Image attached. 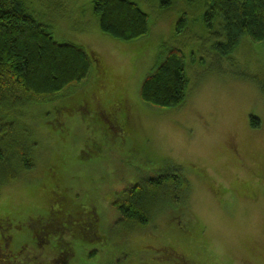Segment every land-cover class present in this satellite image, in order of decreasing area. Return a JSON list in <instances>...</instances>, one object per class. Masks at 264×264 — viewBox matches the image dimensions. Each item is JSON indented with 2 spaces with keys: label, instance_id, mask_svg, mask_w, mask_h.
I'll use <instances>...</instances> for the list:
<instances>
[{
  "label": "rangeland",
  "instance_id": "1",
  "mask_svg": "<svg viewBox=\"0 0 264 264\" xmlns=\"http://www.w3.org/2000/svg\"><path fill=\"white\" fill-rule=\"evenodd\" d=\"M59 1L40 7L54 5L56 39L94 49L105 62H96L100 70L93 68L81 86L23 105L18 119L29 131L22 143H37L36 159L31 169L15 166L16 178L0 176V218L12 223H0L4 247L33 248L31 218L64 210L66 191L67 213L78 206L100 217L103 238L81 243L80 264H175L169 244L204 264H264V44L244 36L232 55L219 56L203 0L165 9L158 0H133L149 14L151 30L132 41L104 34L90 0ZM183 14L188 28L176 34ZM172 47L185 52L195 87L179 107L151 106L141 98L142 82ZM99 78L111 82L102 86ZM95 100L119 108L121 126L101 118L89 102ZM76 102L82 107L71 108ZM179 171L189 181L183 201L160 199L147 226L120 219L112 205L120 192ZM59 232L71 236L70 227Z\"/></svg>",
  "mask_w": 264,
  "mask_h": 264
},
{
  "label": "trees",
  "instance_id": "2",
  "mask_svg": "<svg viewBox=\"0 0 264 264\" xmlns=\"http://www.w3.org/2000/svg\"><path fill=\"white\" fill-rule=\"evenodd\" d=\"M53 1L62 5L59 0ZM181 1L183 0H158V8H169ZM203 1L206 5L204 24L209 31L217 34L215 50L219 56L232 55L244 36L264 44V0ZM48 2L49 0H0V176L4 173L10 180L16 178L15 166L31 169L36 159L31 146L37 143L33 139L30 145L22 143L26 138L24 132L29 131L20 125L18 119L23 105L46 101L47 99L41 100L42 96H48L67 85L81 86L89 79L93 68L100 70L95 63L100 59L105 62L94 49H87L72 41L56 39L51 31L58 17L54 5L46 6L44 11L40 10ZM187 2L189 6H195L198 0ZM90 3L104 34L115 39L132 41L150 33L149 14L137 2L90 0ZM187 23L188 17L183 14L176 24V34L183 33L188 28ZM162 59L145 76L140 89L141 98L155 107H179L185 101L189 87H195L190 86L185 52L181 48L172 47L167 49ZM98 82L106 85L111 79L99 78ZM89 102L98 106V113L107 111V115L110 114L115 120V112L118 113L119 108L114 104L103 106L98 100ZM82 105V102H76L70 107L74 109ZM119 106L120 109L124 108V103L120 102ZM118 117L121 124L119 114ZM251 118L253 127H259L260 121L253 116ZM104 120L109 121L107 118ZM14 160L19 162L11 169ZM188 189L189 181L183 173H168L120 192L112 205L120 219L128 221L131 228L147 226L152 222V207L156 202L160 199L162 202L167 201V204L183 201L187 197ZM63 196L66 205L57 215L52 209L45 216L31 218V222L34 221L33 248L23 247L13 251L11 242L4 247L8 244L6 234L0 233V254L4 255L1 264H80L78 257L81 254V243L103 238L98 224L100 217L93 216L91 210H86L90 214L85 213L78 206L67 213L66 207L71 202L68 201L66 191H63ZM65 221L68 223H64ZM3 222L12 224L6 216L0 218V223ZM38 226L41 227L42 234L36 237ZM66 227L71 229L69 238L59 235V231ZM56 234L60 238H55ZM2 235L4 236L1 238ZM169 246L171 247H167L166 251L170 258L176 259L175 264H204L179 251L177 247L171 244ZM24 252L26 260L18 261L20 254ZM12 256L13 260H10Z\"/></svg>",
  "mask_w": 264,
  "mask_h": 264
},
{
  "label": "flooded vegetation",
  "instance_id": "3",
  "mask_svg": "<svg viewBox=\"0 0 264 264\" xmlns=\"http://www.w3.org/2000/svg\"><path fill=\"white\" fill-rule=\"evenodd\" d=\"M107 111H103L102 113H99V115H100V117L101 118H103V119H108L109 121H108V123H109V125H111V126H113V127H117V126H119L120 125V120H119V117H118V113L117 112H115L116 113V118H115V120H113L112 119V117H111V115L109 114V115H107ZM105 116V117H104ZM53 213H55V212H53ZM41 227H36V237H38V236H40L41 234H42V230L40 229Z\"/></svg>",
  "mask_w": 264,
  "mask_h": 264
},
{
  "label": "crops",
  "instance_id": "4",
  "mask_svg": "<svg viewBox=\"0 0 264 264\" xmlns=\"http://www.w3.org/2000/svg\"><path fill=\"white\" fill-rule=\"evenodd\" d=\"M163 60V59H162ZM162 60H160L161 62H162ZM159 64H160V62H159ZM158 65V63H155L154 65H153V67H152V69H151V71L156 67ZM192 84L190 83V86H191ZM145 114L146 115H149L150 114V110L149 109H145Z\"/></svg>",
  "mask_w": 264,
  "mask_h": 264
}]
</instances>
